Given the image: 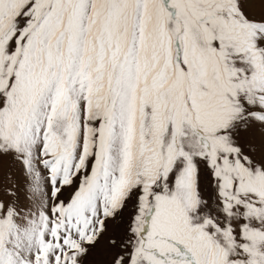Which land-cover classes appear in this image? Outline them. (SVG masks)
Listing matches in <instances>:
<instances>
[{
  "label": "snow or ice",
  "instance_id": "1",
  "mask_svg": "<svg viewBox=\"0 0 264 264\" xmlns=\"http://www.w3.org/2000/svg\"><path fill=\"white\" fill-rule=\"evenodd\" d=\"M0 264H264V0H0Z\"/></svg>",
  "mask_w": 264,
  "mask_h": 264
}]
</instances>
